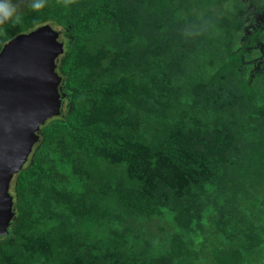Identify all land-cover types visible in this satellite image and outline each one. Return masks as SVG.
<instances>
[{"label":"trees","instance_id":"1","mask_svg":"<svg viewBox=\"0 0 264 264\" xmlns=\"http://www.w3.org/2000/svg\"><path fill=\"white\" fill-rule=\"evenodd\" d=\"M241 1L16 0L0 49L58 26L64 97L0 264H264V21Z\"/></svg>","mask_w":264,"mask_h":264},{"label":"water","instance_id":"2","mask_svg":"<svg viewBox=\"0 0 264 264\" xmlns=\"http://www.w3.org/2000/svg\"><path fill=\"white\" fill-rule=\"evenodd\" d=\"M63 51L49 24L17 34L0 49V236L15 215L13 178L39 141L40 127L60 113L64 94L56 62Z\"/></svg>","mask_w":264,"mask_h":264},{"label":"rangeland","instance_id":"3","mask_svg":"<svg viewBox=\"0 0 264 264\" xmlns=\"http://www.w3.org/2000/svg\"><path fill=\"white\" fill-rule=\"evenodd\" d=\"M242 3V6H243V14H244V17L245 15H247L248 13H252L253 15V25L254 26L255 24H257L258 22L260 21H264V0H242L241 1ZM235 3V0H224V4L221 6L222 9H225V8H233L232 5H234ZM252 21V20H251ZM251 24V22H250ZM53 28H55L56 30H58V26L56 25H53ZM246 30L249 29V30H253V28H251V25L249 26V28H245ZM59 41H62L64 43V46H65V38L63 36V33H59ZM258 42L262 44H264V37L261 38V39H258ZM63 93V92H62ZM61 111V110H60ZM206 248H204V251H202V253L199 255V259L201 261H203V263H206L207 262V255H206ZM255 264H261L260 262L259 263H255Z\"/></svg>","mask_w":264,"mask_h":264},{"label":"clouds","instance_id":"4","mask_svg":"<svg viewBox=\"0 0 264 264\" xmlns=\"http://www.w3.org/2000/svg\"><path fill=\"white\" fill-rule=\"evenodd\" d=\"M28 6L33 10L39 9L42 7V0H29ZM18 11L16 0H0V24L16 23Z\"/></svg>","mask_w":264,"mask_h":264},{"label":"flooded vegetation","instance_id":"5","mask_svg":"<svg viewBox=\"0 0 264 264\" xmlns=\"http://www.w3.org/2000/svg\"><path fill=\"white\" fill-rule=\"evenodd\" d=\"M260 22H262V21H260ZM260 22H258V23H260Z\"/></svg>","mask_w":264,"mask_h":264}]
</instances>
